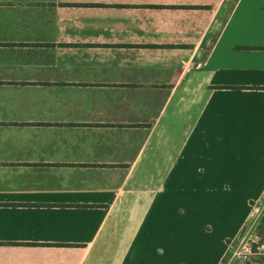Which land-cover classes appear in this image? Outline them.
<instances>
[{"label": "crops", "instance_id": "obj_1", "mask_svg": "<svg viewBox=\"0 0 264 264\" xmlns=\"http://www.w3.org/2000/svg\"><path fill=\"white\" fill-rule=\"evenodd\" d=\"M263 195L264 0H0V264H220Z\"/></svg>", "mask_w": 264, "mask_h": 264}, {"label": "built area", "instance_id": "obj_2", "mask_svg": "<svg viewBox=\"0 0 264 264\" xmlns=\"http://www.w3.org/2000/svg\"><path fill=\"white\" fill-rule=\"evenodd\" d=\"M254 214L237 238L227 242L228 253L220 264H259L264 259V238L259 224L264 214V195L253 204Z\"/></svg>", "mask_w": 264, "mask_h": 264}, {"label": "rangeland", "instance_id": "obj_3", "mask_svg": "<svg viewBox=\"0 0 264 264\" xmlns=\"http://www.w3.org/2000/svg\"><path fill=\"white\" fill-rule=\"evenodd\" d=\"M254 203V202H253ZM263 217H264V214H263ZM262 217V218H263ZM263 220H264V218L263 219H261V221H260V224H259V226H260V231H262V232H264V223H263ZM262 228V229H261Z\"/></svg>", "mask_w": 264, "mask_h": 264}, {"label": "trees", "instance_id": "obj_4", "mask_svg": "<svg viewBox=\"0 0 264 264\" xmlns=\"http://www.w3.org/2000/svg\"><path fill=\"white\" fill-rule=\"evenodd\" d=\"M264 218V217H263ZM262 218V219H263ZM263 223H264V220H263ZM259 229H260V226H259ZM262 229V228H261ZM260 233L262 234L263 238H264V232L260 231ZM259 264H264V259L262 261H260Z\"/></svg>", "mask_w": 264, "mask_h": 264}]
</instances>
